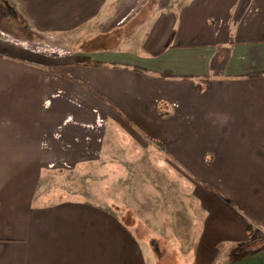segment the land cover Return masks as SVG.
<instances>
[{"label":"crops","instance_id":"obj_1","mask_svg":"<svg viewBox=\"0 0 264 264\" xmlns=\"http://www.w3.org/2000/svg\"><path fill=\"white\" fill-rule=\"evenodd\" d=\"M4 2L0 264H147L117 217L39 201L43 174L101 153L99 119L139 132L223 201L197 184L206 218L193 264L264 229V0H155L135 25L148 0ZM56 38L71 58L48 50ZM233 264H264V247Z\"/></svg>","mask_w":264,"mask_h":264},{"label":"rangeland","instance_id":"obj_2","mask_svg":"<svg viewBox=\"0 0 264 264\" xmlns=\"http://www.w3.org/2000/svg\"><path fill=\"white\" fill-rule=\"evenodd\" d=\"M153 1L148 0L134 25L154 10ZM173 1L181 4L185 0ZM7 5L0 0V7ZM130 30L124 34H130ZM49 43L47 48L56 59L71 58L74 54L66 39L56 38ZM196 81L200 91L207 85L203 79ZM96 126L105 128L101 153L88 163L43 174L40 203L81 202L97 207L130 226L147 264H193L206 212L198 189L201 187L191 176L192 171L170 161L135 130L118 125L106 128L103 119ZM214 197L221 200L217 195ZM250 227L252 234L246 243L216 245L217 258L212 264H233L263 248L264 229Z\"/></svg>","mask_w":264,"mask_h":264},{"label":"trees","instance_id":"obj_3","mask_svg":"<svg viewBox=\"0 0 264 264\" xmlns=\"http://www.w3.org/2000/svg\"><path fill=\"white\" fill-rule=\"evenodd\" d=\"M153 1V0H152ZM154 2V1H153ZM148 14V13H147ZM147 16V15H146ZM146 16L145 17H142V19L141 20H139L138 21V23L137 24H141L142 23V21L146 18ZM140 17H138V19H139ZM137 19V20H138ZM204 82H207V80H204ZM195 90H196V92H200V90L201 89H199L197 86L195 87ZM91 91V90H90ZM92 93H94L93 91H91ZM95 95H97V93H94ZM98 96V95H97ZM163 116V115H162ZM192 176V175H191ZM193 177V179L195 180V182H197L200 186H202L205 190H207V191H209L210 193H212V194H214V195H217V193L209 186V185H207L205 182H203V181H201L200 179H198V178H196L195 176H192ZM230 206H232V204H229ZM251 234H252V229H251V227L249 226L248 227V235H250L251 236Z\"/></svg>","mask_w":264,"mask_h":264}]
</instances>
